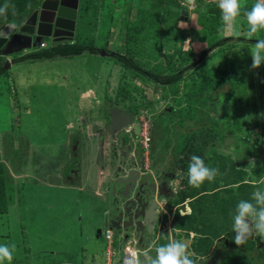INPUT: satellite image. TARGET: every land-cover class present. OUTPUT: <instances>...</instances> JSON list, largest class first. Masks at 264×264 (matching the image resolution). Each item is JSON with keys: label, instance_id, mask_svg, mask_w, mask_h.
<instances>
[{"label": "rangeland", "instance_id": "1", "mask_svg": "<svg viewBox=\"0 0 264 264\" xmlns=\"http://www.w3.org/2000/svg\"><path fill=\"white\" fill-rule=\"evenodd\" d=\"M184 1L189 2V0H180L181 3ZM197 2L199 0L194 1V4ZM247 2L242 0V6H250ZM132 4L138 8L139 0H133ZM121 6H118L113 13L114 21L126 16V9ZM8 12L6 10L4 15H0V29L6 24L5 17ZM93 12L91 11L87 19L79 18L76 34L80 35L83 41L96 39L97 46L105 47L106 44L110 50L129 58L133 57L137 63H142L143 47H136L138 50L133 49L132 52L125 54L124 40H118V37L113 38L109 33L111 26L109 18L105 14ZM188 16L192 18V24H194L195 17L191 14ZM180 21L178 26L181 29L190 28L191 22L181 19ZM79 25L86 26L81 29ZM235 25L234 34L239 33V25ZM92 31L96 33L92 35ZM111 31L120 32V29L113 28ZM229 32H231L230 29L227 33ZM107 39L110 40L106 43ZM259 39H264V30L259 35ZM44 41L48 45L52 44L50 38H45ZM206 46L205 43L187 38L183 49L184 52L193 49L198 56L207 48ZM250 47L243 43L233 48L227 47V51L222 55H216L220 52L216 50V53L207 57L206 66L212 74L215 70L225 69L227 66L223 64L225 65L227 61L236 62L237 60L243 66L240 70L243 79L242 85L238 86L233 93L237 101L224 99L219 103L217 100L215 104H208L206 107L201 102L193 106L180 105L176 101L187 85L193 86V81L196 79L202 81L204 64L201 65L200 59L197 62V68L186 70L177 95L173 94L169 85L156 84L148 77L137 78L132 70L121 65L112 57V54L106 56L85 53L83 56L74 58L26 60L14 66L5 65L0 75V177H3V185H0V188L4 191L3 195L0 194V244L15 245L12 264L101 263L97 260L100 256L103 259L105 244L104 240L103 243H99L100 239L96 237L107 227L104 212L107 209L108 198L104 187L101 190V196L95 193L97 162L100 154L96 132L99 128H104L102 132L107 130L103 103L108 99L113 103L118 102L119 107L125 110L129 108L133 112H138L133 116V122L129 127L132 129L127 132L131 135L133 130L138 136L131 138L130 144L134 145V150L131 145L130 153H127L129 162L132 163L131 168L144 175H148L147 170L150 174L152 170L176 172L178 173L176 181L180 187L183 176H187L183 168L184 162L189 164L192 155L203 158L206 165L218 156H227L237 168L245 171L244 180L251 186L240 190L245 193L243 195H240L237 186L234 187L233 194L220 195V200L222 198L232 200L235 197V204L226 206L229 208L237 206L236 201L239 197L250 200L251 194L257 187L264 188V174L261 178H256L252 170L258 164L264 168V66L261 65L256 69L251 67ZM38 50L40 51L39 46L32 48L29 52L34 53ZM243 50L246 54L241 53ZM168 52L172 53L174 49L170 48ZM239 58L242 60H238ZM152 60L150 59L151 63L158 65L163 63V59L153 62ZM0 61H5V58H1ZM230 64L235 65V63ZM146 68L149 69L150 65ZM199 68L201 70H196ZM229 90V86L225 85L218 90L209 92L206 90L204 94L208 97L218 96ZM243 100L244 102H241ZM80 101H83L82 104ZM144 103H147L148 107L142 108ZM182 106H188L186 107L188 109H182ZM189 108H193L192 112L196 110L193 117L188 116ZM140 109L142 111H139ZM104 115L105 119H103ZM143 125L149 129L148 131L145 128L144 132L150 135V150H154L152 158L151 151L144 152L145 160L142 157V162H139L135 153L142 152ZM193 134H195L193 139L197 141L196 146L188 148L187 145L191 144L186 143L184 147L186 146L187 150L186 153L183 152L186 155L178 154L184 136L188 135L189 141ZM23 140L31 142L29 145L33 152L27 151L28 147L25 148ZM106 141L107 139L104 140L103 147L106 146ZM205 142V148H201ZM76 145L78 148L75 150ZM10 147L11 150L6 151ZM190 152L194 154L191 155ZM151 160L155 161L156 167L151 168ZM75 163L82 167L80 182L84 184L83 192L76 187L79 185V176L74 175L70 178L69 171ZM136 163H140L139 166L135 165ZM219 176L221 177L222 174H218L217 178ZM69 179H74L75 182L72 183ZM217 182L223 185L222 180L218 179ZM13 201L18 206L11 209ZM51 202L56 204L54 211L45 207V204ZM177 202L174 201V204L176 205ZM181 206L178 208L169 206L170 209L166 206L161 207L165 213L163 211V216L160 215V222L152 234L151 242L157 236L160 238L161 234L171 231L172 239L186 242L192 258L199 261L202 256L196 254L191 245L200 241L203 235H196L195 232L189 234L185 231L176 232L173 229L175 228L174 216L177 212L183 215L191 212L189 201L185 202L184 207ZM212 209L210 210V214H213L212 218L208 217V219L210 218L211 223H223L225 228L221 232L218 231L220 234L218 238H211L212 235L204 237L212 239L214 244L209 255L202 258L210 261L209 264H214L220 254L228 250L225 244H229L232 250L236 235L232 227L235 208L230 209L229 215L225 218L221 215V209ZM80 220H82L81 224ZM26 221H30V224L24 229ZM79 227L83 229L80 230ZM24 231L33 232L35 235L31 239L30 248L28 247L29 237ZM80 233L83 238L79 237ZM119 236V234L115 236V242L123 243ZM103 237L105 238V232ZM89 238L93 239L89 240ZM244 243L247 244L248 241ZM217 245L218 248H215ZM259 246L261 248V245ZM83 248L85 250H82ZM116 252L115 260H111V264H120V261L124 263L126 259H130V255L131 258L136 257L135 253L140 260H143V256L139 257L138 247L135 248L131 240ZM150 254L154 255L153 251ZM250 254L253 255L252 252ZM205 261L203 264H207ZM258 261L261 260L256 257V262ZM5 264L8 262L5 261Z\"/></svg>", "mask_w": 264, "mask_h": 264}, {"label": "trees", "instance_id": "2", "mask_svg": "<svg viewBox=\"0 0 264 264\" xmlns=\"http://www.w3.org/2000/svg\"><path fill=\"white\" fill-rule=\"evenodd\" d=\"M247 1V4L249 3L250 6H242L240 15L236 20V24L239 25V35H236L233 29H230L231 32L229 33H227L229 29L227 31H222V14L218 7V0H199V2L193 5L192 9L187 5L183 6L180 0H139L138 8L132 4L133 0H80V20L87 19L91 11H94L93 13L98 12L100 14H105L109 18V24H111L109 27L110 35H112L113 38L118 37V40H124L123 46L125 45V54L127 52H132L133 49L138 50L136 47H143V55H141L143 62L137 63L133 57L129 58L119 52H114L107 48L106 44L105 47H99V45L97 46L96 44V39H94L95 41L92 39L83 41L80 35H76V38L70 41L63 43L57 42L53 47L47 45L43 49L40 48V51L38 50L34 53L28 52L27 55L22 57L19 56L15 59V63L26 60L54 59L56 57L73 58L83 56L85 53L100 55L102 52H105L106 56L112 54V57L118 60L121 65L125 66L126 69L132 70V73H134L137 78L143 79L144 77H148V79L154 81L156 84L163 86L169 85V87L172 88L173 94L177 95L179 92V85L184 79L186 70L197 68V62L200 59L201 65L204 64V76L202 81L196 79V81L194 80L195 82L193 81V86L187 85L188 87L186 86L176 101L180 105L190 104L193 106L201 102L205 107L208 104H215L217 100L219 103L224 99L237 101L233 93L237 90L238 86L242 85L241 82L243 77L241 76L240 70L243 66L240 62L237 60L236 62H233L234 60H229L225 65L223 64V66H227L225 69L215 70L213 74L210 69L207 68L206 64L208 62L207 57L210 54L216 53V50L220 51L216 55H222L229 47L233 48L243 43L252 46L256 42L255 40L259 39V35H261L263 30L258 32L252 39H248L246 35L248 24L245 12L250 11L257 0H254L255 2H253V0ZM42 2L43 0H0V7H3L5 4L9 6L7 8L9 12L6 14L5 23L14 22L20 25L23 19L30 15L32 8L36 5H40ZM120 4L123 5L121 6ZM118 6L126 9V16H124L123 19L114 21L113 13L118 9ZM183 11H187L191 16L195 17V22L192 24L193 20L188 16V22H191L189 29H181L178 26ZM84 26L86 25H79V28L82 29ZM113 28H119L120 32L111 31ZM94 33L96 32L92 31V35H94ZM100 35H98V37ZM187 38L205 43L207 48L199 53L198 56L193 49L184 52L183 46ZM109 40L107 39L106 43ZM51 43H53V41ZM170 48L174 49V52L169 53L168 50ZM241 53L246 54V51L243 50ZM153 58L155 61L163 59V63L160 65L151 63L150 59L152 60ZM154 60H152V62ZM238 60L242 59L239 58ZM1 63L0 61V75L4 70V66L1 65ZM230 63H235V65ZM148 65H150L149 69L146 68ZM262 66H264V64H262ZM181 67L183 68L181 69ZM196 70L199 71L201 69L199 68ZM225 85H228L230 90L224 94H219L222 97L219 95L208 97L204 94L206 90L207 92L218 90ZM241 102H244V100ZM117 103L118 102L113 103L112 100L109 101V99L103 103L107 121L109 120L108 114L110 108L117 105L119 106ZM146 107H148V105L144 103L142 108ZM186 107L182 106L181 108L186 110L188 109ZM192 109L193 108H189L188 111L190 113L188 116H194L196 110L192 112ZM127 110L132 116L138 113L131 111L129 108H127ZM139 111L142 110L140 109ZM227 111L229 112L230 110ZM103 119H105V115ZM225 123L229 124L226 121ZM190 137L192 139L188 141L189 136H184L183 141H181L182 147L178 150V154L185 152L187 147L191 148V146H196L197 141L193 139L195 134ZM186 143L191 145L184 147ZM205 146L206 142L201 145V148H205ZM235 147L238 148L237 146ZM185 153L183 154L186 155ZM190 154L192 155L194 153L190 152ZM224 162L226 164H224ZM188 165L189 164L184 162L183 168L185 173L188 171ZM207 166L218 169L219 175L222 174V176L217 178V175L212 181L206 180L199 187L191 186L188 182V176H183L182 189L179 191L176 201H178V204L189 201L191 213L182 215L180 212H177L174 220L177 229L185 231L188 234L195 232L196 235H203L200 241L198 240V242L191 245L193 251L202 257L208 256L211 247L214 245L212 239L204 237L212 235L211 238H218L220 235L218 231L221 232L225 228L223 223H211L210 218H212L213 214H210V210H213L212 208H214V210L221 209V215L225 218L229 215L230 209H236V206L230 208L226 206L227 204H235V197L232 200H229V198H222V200H220V195L231 194L236 186L239 191L244 187L251 186V184L244 180L245 171L242 168H237L234 162L227 156H218L214 158L213 162H208ZM252 170L256 178H261L264 174V168L260 164L252 168ZM2 178L3 177H0V185H3ZM218 179L219 181L222 180L223 185L217 182ZM211 191H213V193H211ZM3 192V189L0 188V194L2 193L3 195ZM239 193H241L240 195L245 194L241 191ZM240 200H248V198L239 197L236 203L238 204ZM208 217L210 218L208 219ZM116 235L117 234L113 235V240ZM161 236L160 246L167 244L170 240V235L167 232L161 234ZM247 241V244L243 243L239 246L236 245L232 250L229 247L228 250L224 248L225 251L220 254L219 259H217L214 264H254L249 255L250 252H252L254 244L250 240ZM124 242L126 243L127 241L125 240ZM116 246L117 243L115 242L113 247ZM121 263L120 261V264Z\"/></svg>", "mask_w": 264, "mask_h": 264}, {"label": "water", "instance_id": "3", "mask_svg": "<svg viewBox=\"0 0 264 264\" xmlns=\"http://www.w3.org/2000/svg\"><path fill=\"white\" fill-rule=\"evenodd\" d=\"M80 0H43L38 10H35L20 25L16 23L5 24L0 33V57H9L23 53L39 46L43 39L50 38L53 42H64L73 39L78 20ZM181 20H188V12L183 11ZM106 55L105 52H102ZM7 66L12 63L6 61ZM107 121V133L112 139L110 153L112 158L109 165L112 168L108 198L109 215L111 222L130 235H138L140 231L148 228L152 232L155 223V212L149 203L150 194L146 190L150 176L142 175L138 170L131 168L126 139L118 138L120 132H126L133 122V117L119 106L110 108ZM127 146L126 155L120 154V148ZM132 160V159H130ZM136 165V164H135ZM147 178V179H145ZM168 191L171 190L168 189ZM166 196L165 191L159 192ZM151 205V208H150Z\"/></svg>", "mask_w": 264, "mask_h": 264}, {"label": "clouds", "instance_id": "4", "mask_svg": "<svg viewBox=\"0 0 264 264\" xmlns=\"http://www.w3.org/2000/svg\"><path fill=\"white\" fill-rule=\"evenodd\" d=\"M191 2L192 0H189V3ZM40 6L41 4L39 7ZM8 7L7 4L0 7V15H4ZM218 7L222 14V31H227L228 29L235 30L236 20L242 8V0H218ZM245 16L248 24L246 35L248 39H252L258 32L264 30V0H257L252 9L245 12ZM185 22H188V20ZM0 35H3V33H0ZM236 35H239V33L237 32ZM70 40L72 39L67 41ZM255 41L256 42L249 48L252 57L251 67L253 69L259 68L264 64V39H256ZM42 42H44L46 46L48 45L44 39ZM28 52L29 50L23 53L28 54ZM23 53H19V56H22ZM11 57L12 55L7 57V61L10 63L11 61L9 60ZM251 163L252 162H250V164ZM218 174L219 170L208 167L204 159L200 156L192 155L190 157L187 176L191 186L199 187L206 180H214ZM232 227L233 231L236 233L234 242L238 246L253 235L264 238V188L257 187L251 194L250 200H240L238 202L233 215ZM107 230H111L113 235H115L112 229ZM14 251V244H0V264H5V261H7L8 264H12ZM154 251V256L151 255L149 251H144L141 253L143 260L133 257L132 259H126L124 264H197V261L192 258V254L189 251V245L181 240L170 239L167 244L155 247Z\"/></svg>", "mask_w": 264, "mask_h": 264}, {"label": "crops", "instance_id": "5", "mask_svg": "<svg viewBox=\"0 0 264 264\" xmlns=\"http://www.w3.org/2000/svg\"><path fill=\"white\" fill-rule=\"evenodd\" d=\"M38 7H39V5H36V6H34L33 8H32V12L30 13V15L34 12V10H37L38 9ZM29 15V16H30ZM29 16H26L25 17V19H23V21L22 22H24ZM78 20H79V18H78ZM77 20V21H78ZM10 23V22H9ZM11 23H14V22H11ZM6 24H8V23H6ZM76 29H77V23H76ZM76 32H75V35H74V38H76ZM73 38V39H74ZM51 42H52V40H51ZM63 43V42H62ZM56 45V43H52L51 45H48L49 47H53V46H55ZM27 53H23L22 54V56H24V55H26ZM22 56H20V57H22ZM2 57H0V59H1ZM56 58H59V57H56ZM74 58V57H73ZM55 59V58H54ZM46 60H53V59H46ZM12 61V60H11ZM27 61H31V60H27ZM22 63V62H21ZM15 64H18V63H13L12 64V66H14ZM47 67H49V66H47ZM4 71V70H3ZM95 83H96V81H95ZM92 85H94V84H92ZM83 94V93H82ZM84 95V94H83ZM83 95H82V98H83ZM82 102L83 101H80V103L82 104ZM80 104V105H81ZM121 107V106H120ZM122 108V107H121ZM124 110H125V108H123ZM128 111V110H127ZM128 113H129V111H128ZM130 114V113H129ZM133 117V116H132ZM135 119H137V118H135ZM107 120L105 119V122H106ZM107 123V122H106ZM103 129L104 128H99L98 130H97V132H96V135L98 136V143H99V149H100V154H99V156H98V162H97V164H98V174H97V180L95 181V186H96V190H95V193H96V195H98V196H101L102 195V192H101V190H102V188L104 187V190H105V193L107 194L108 193V190H109V188H108V186H109V181L112 179L111 178V173H112V168H111V166L109 165V162H110V160H111V155H110V153H109V147H110V145L111 144H109V143H111V141H112V139L110 138L111 136H109V134L107 133V131H105V132H102L103 131ZM132 129V128H131ZM130 128H128L127 130H131ZM134 132V133H133ZM137 138L138 136H137V134L135 135V131H133L132 130V134L130 135V134H127L126 132H120L119 134H118V138L121 140V138H125L126 139V143H127V146H130V145H132V144H130L131 143V138ZM105 139H107V141L105 142V144H106V146L104 145V147L102 146L103 144H104V140ZM67 140V139H66ZM111 140V141H110ZM31 142L30 141H28V142H26L25 140H23V145L25 146V148L26 147H28L27 148V151L29 152V153H31V152H33L32 150H30V144ZM127 146L126 147H124V148H122V147H120V146H118V148H120L119 150L120 151H122V150H125L126 151V149H127ZM133 146V150H134V145H132ZM138 146H140V145H138ZM78 148V146L76 145L75 146V150ZM153 148V147H152ZM7 150H11V147L8 149H6V151ZM153 150L154 149H152V151L150 152L151 153V158H152V156H153ZM5 152V151H4ZM120 153V152H119ZM150 153H149V156H150ZM142 154H143V151H142ZM101 157V158H100ZM100 158V159H99ZM151 162H152V160H151ZM6 163V162H5ZM152 164V163H151ZM102 165H104L103 167H102ZM108 165H109V167H108ZM176 166H178V165H176ZM176 166H174V167H176ZM81 165H79V164H77V163H75V165L73 166V168L69 171V173H71V176H70V178H72L74 175H76V176H79V180H78V182H79V185L78 186H76L77 187V190H79V191H81V192H83L84 191V184H82L80 181H82V175L80 174V172H81ZM104 168H105V170H104ZM151 168H152V165H151ZM72 183L73 182H75V180L74 179H69ZM182 181H183V179H182ZM182 181L180 182L181 184H182ZM177 183V182H176ZM180 189H181V186H180ZM104 195V194H103ZM177 199V198H176ZM107 201V200H106ZM14 202V204L12 205L13 207L11 208V209H13L15 206H18L17 205V203L15 202V201H13ZM16 203V204H15ZM183 204H185V203H183ZM24 205V207H25V204H23ZM163 205H165V204H163ZM179 205V204H178ZM45 207L46 208H48L49 210H53L55 207H56V204H54V203H47V204H45ZM182 207V206H181ZM109 206H108V201H107V209L105 210V212H104V218H105V221H106V224H107V227L105 228V231L107 230V229H110V221H111V218H110V215H109ZM49 210H47V212H49ZM55 210V209H54ZM53 210V211H54ZM58 212V211H57ZM51 213V212H50ZM182 214V213H181ZM183 215V214H182ZM174 220H175V216H174ZM49 222H52V221H49ZM54 222H56L55 220H54ZM81 222H82V220H80L79 221V223L81 224ZM160 222V218L157 220V222H155L154 223V226H153V228H152V231H153V233L152 234H154V232H155V228L157 229V224ZM29 224H30V221H26L25 222V227H23L24 229H26V227H28L29 226ZM78 229H80V230H82L83 228L82 227H79ZM165 229V228H164ZM176 232H178V231H180L181 232V230H179V229H177L176 227L175 228H173ZM104 231V232H105ZM144 231V230H143ZM143 231L141 230L140 231V233H138V235H130V237H129V239H128V241L129 240H131L133 243H134V247L136 248V247H138V250H139V253H140V256H139V253H138V256L139 257H142V255H141V253L142 252H144V251H149L150 253H152V251H153V253H154V255H155V251H154V249H155V247H158V245L157 244H160V238L163 236H160V238H158V236H157V238L156 239H154V241L153 242H151V237H152V234H150V236L149 237H143L142 236V233H143ZM24 232H26L27 233V236L29 237L28 238V247L30 248V245L32 244V241H31V239L35 236L34 234H33V232H27V231H24ZM104 232H100L98 235H97V237H96V239H100L101 240V238H102V240L100 241H98L99 243H103V240H104V244H105V246H104V256H103V259L101 258V256H100V259H98L97 261L99 262V261H101V263L100 264H106V250L109 248V245H108V242H107V240H106V238H104L103 236H104ZM128 232H125V231H122V232H116V234L118 235H120L119 237L121 238V240H126L125 239V237H126V234H127ZM168 234L170 235V239H172L173 238V236H172V234H171V231H168ZM80 238H83V235L80 233V236H79ZM91 239H93V238H89V240H91ZM139 240V243L137 242ZM97 242V243H98ZM115 242H114V240H113V243L111 244V246H110V248H112V249H114L115 250V252L116 251H119V249L120 248H122L123 247V245L124 244H126L125 242H121V241H119V243H117V246L116 247H113V244H114ZM102 245V244H101ZM156 245V246H155ZM219 245V244H218ZM218 245L215 247V248H218ZM160 246V245H159ZM103 249V248H102ZM82 250H85L84 248L82 249ZM102 253H103V251L102 250H100ZM214 251H216V249H214ZM83 252V251H82ZM97 252H98V250H97ZM117 253V252H116ZM98 254V253H97ZM97 254H96V256H97ZM153 255V256H154ZM115 257H116V255L114 256V260H115ZM201 259H200V261H205L204 259H202V258H204V257H200ZM94 258L92 257V260H93ZM58 264V263H57ZM88 264H91V263H88ZM92 264H93V262H92Z\"/></svg>", "mask_w": 264, "mask_h": 264}, {"label": "flooded vegetation", "instance_id": "6", "mask_svg": "<svg viewBox=\"0 0 264 264\" xmlns=\"http://www.w3.org/2000/svg\"><path fill=\"white\" fill-rule=\"evenodd\" d=\"M39 9V7H38ZM37 9V10H38ZM35 11V10H34ZM16 55V56H15ZM15 55H12L10 61L11 63L13 64L15 62V59H17L19 57V55L15 54ZM3 58V57H2ZM5 58V61H3L1 63V65L5 66L6 65V61L8 60L7 57H4ZM123 109V108H122ZM124 110V109H123ZM127 111V110H125ZM128 112V111H127ZM107 122V121H106ZM106 131V129H105ZM136 151V150H135ZM122 154L126 155L127 152H125V150H122L120 151ZM111 157L112 154L110 153ZM135 156L136 158H138L139 162H142V152H136L135 153ZM140 163H136L137 166H139ZM152 168L156 167V163L154 160H152ZM150 171L147 170L146 173H148V176H150V178H148V183H147V188L146 190L148 191V193L150 194V198H149V203L152 205V202L155 203V207L152 206L153 208V211L155 212V222H157V220L160 218V215H162L163 213V210H161V207H169V206H174L175 208H178L180 207L181 205H183L184 207V204H179L176 203V205L174 204V201H176V198H178V194H179V191L181 190L179 185L176 183V179L178 177V173L176 172H172V171H160V172H156L154 170H152V173L150 174L149 173ZM157 173H160V174H157ZM142 174V173H141ZM144 175V174H142ZM147 179V178H145ZM168 189L171 190V193L170 191H168ZM161 191H165L166 193V196H162L160 195L159 192ZM165 204V205H163ZM151 205H150V208H151ZM173 207V208H174ZM171 208V209H173ZM170 209V207H169ZM110 229L113 230V232H121V230L118 231V228L113 224V221L111 222L110 221ZM152 232H149L148 228H145L143 233H142V236L143 237H149L150 234H152ZM247 240H251L254 244L253 248H252V256L251 254L250 255V258L252 260V262L254 264H263L264 263V238H261L257 235H253L249 238H247ZM139 243V240L137 241ZM261 245V248L260 246ZM225 246L228 248L229 247V244H225ZM234 247L236 246V244L233 245ZM256 257L258 259H260L261 261H258L256 262ZM207 264L210 263V261H205ZM197 264H203V261H197Z\"/></svg>", "mask_w": 264, "mask_h": 264}, {"label": "built area", "instance_id": "7", "mask_svg": "<svg viewBox=\"0 0 264 264\" xmlns=\"http://www.w3.org/2000/svg\"><path fill=\"white\" fill-rule=\"evenodd\" d=\"M194 1H196V0H192V2L191 3H189V2H182V5L184 6V5H187L190 9H192V7H193V5H194ZM46 47V44L44 43V42H42L41 44H40V48L41 49H43V48H45ZM10 61V60H9ZM143 121V120H142ZM145 128H147V126H144L143 125V128H142V134L141 135H143L142 137L144 138V142H143V145L141 146V151H143V153L145 152H149L150 151V135L148 134V132H144V130H145ZM148 129V128H147ZM130 130H126V132H129ZM148 131H149V129H148ZM139 144H137V146H138ZM144 154H142V157L144 158V160H145V156H143ZM164 211V213H165V210H163ZM168 215V214H167ZM105 238H106V240H107V242H108V245H109V248L106 250V264L107 263H109V264H111L112 262H111V260L113 261L114 260V256H115V254H116V252H115V250L114 249H112V248H110V246H111V244L113 243V233H112V231L111 230H107L106 232H105ZM128 255H130V252H128ZM135 255H136V257H137V254L135 253ZM138 258V257H137ZM130 259H132L131 258V255H130ZM108 261V262H107ZM122 264H124V263H122Z\"/></svg>", "mask_w": 264, "mask_h": 264}]
</instances>
